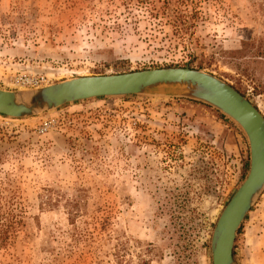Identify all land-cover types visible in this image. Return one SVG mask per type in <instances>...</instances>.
Listing matches in <instances>:
<instances>
[{"label":"rangeland","instance_id":"obj_1","mask_svg":"<svg viewBox=\"0 0 264 264\" xmlns=\"http://www.w3.org/2000/svg\"><path fill=\"white\" fill-rule=\"evenodd\" d=\"M160 67L212 73L264 116V0H0V88ZM248 167L243 131L196 100L0 114V264H212ZM245 217L235 264H264V190Z\"/></svg>","mask_w":264,"mask_h":264},{"label":"water","instance_id":"obj_2","mask_svg":"<svg viewBox=\"0 0 264 264\" xmlns=\"http://www.w3.org/2000/svg\"><path fill=\"white\" fill-rule=\"evenodd\" d=\"M133 95H172L205 103L234 121L245 134L248 172L219 214L210 238L212 264H235L233 247L238 229L264 190V116L228 82L189 67L76 76L22 90L0 88V114L21 118L67 103Z\"/></svg>","mask_w":264,"mask_h":264},{"label":"trees","instance_id":"obj_3","mask_svg":"<svg viewBox=\"0 0 264 264\" xmlns=\"http://www.w3.org/2000/svg\"><path fill=\"white\" fill-rule=\"evenodd\" d=\"M243 44V47L242 48H245V47H247L248 46V42H244V43H242ZM256 52H258V51H256ZM189 66V65H188ZM246 218V217H245Z\"/></svg>","mask_w":264,"mask_h":264},{"label":"built area","instance_id":"obj_4","mask_svg":"<svg viewBox=\"0 0 264 264\" xmlns=\"http://www.w3.org/2000/svg\"><path fill=\"white\" fill-rule=\"evenodd\" d=\"M35 84H37V82H35Z\"/></svg>","mask_w":264,"mask_h":264}]
</instances>
